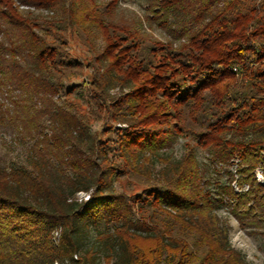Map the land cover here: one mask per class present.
<instances>
[{
	"label": "trees",
	"instance_id": "1",
	"mask_svg": "<svg viewBox=\"0 0 264 264\" xmlns=\"http://www.w3.org/2000/svg\"><path fill=\"white\" fill-rule=\"evenodd\" d=\"M119 2L0 0V128L26 145L0 156V264H251L228 217L264 247V0Z\"/></svg>",
	"mask_w": 264,
	"mask_h": 264
},
{
	"label": "rangeland",
	"instance_id": "2",
	"mask_svg": "<svg viewBox=\"0 0 264 264\" xmlns=\"http://www.w3.org/2000/svg\"><path fill=\"white\" fill-rule=\"evenodd\" d=\"M19 4V3H18ZM144 4L143 0H120L119 2V14L125 18L133 19L136 16L142 17L144 15ZM20 10H31L32 14L34 16H41V17H48L55 14H59V10L57 7H51L48 5H42V6H21L19 5ZM150 33H152L155 37L158 38H164L165 33L162 32L158 28L149 29ZM68 38V46L70 48V54L72 57L78 58L80 60H87L89 59V56L86 52L85 46L81 43V41L77 38L71 37L67 34L66 36ZM96 44H100V38H96L95 40ZM189 142L186 139H179L176 144L172 147V155L175 158H179L183 152V143ZM25 150L26 145L22 144V142L15 141L14 135L11 131L6 129L0 128V156L4 154L7 158V162L11 161L13 163L17 164H23L24 163V157H25ZM196 156L199 160L203 161V154L199 151H195ZM256 178L259 181L264 180V175L261 173V171L258 169L256 170ZM122 185H124L122 183ZM235 187V184H234ZM123 190L129 191L130 193H133L137 190V188H127L125 185L122 187ZM88 194L84 192H80L77 194L78 199H87ZM221 215H225L226 211H221ZM229 225H230V231H229V239L232 244V246L239 250L241 253H243L246 257V259L251 264H264V247L262 246V242L260 237L253 236L245 232L244 230L240 229L238 223L233 219L232 217H228ZM56 233L54 234V237L56 238ZM58 264V263H55Z\"/></svg>",
	"mask_w": 264,
	"mask_h": 264
}]
</instances>
